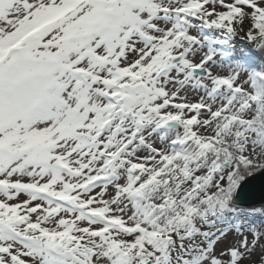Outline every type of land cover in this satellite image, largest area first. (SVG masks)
Masks as SVG:
<instances>
[{"label":"snow or ice","instance_id":"snow-or-ice-1","mask_svg":"<svg viewBox=\"0 0 264 264\" xmlns=\"http://www.w3.org/2000/svg\"><path fill=\"white\" fill-rule=\"evenodd\" d=\"M258 178L264 0H0V264H264Z\"/></svg>","mask_w":264,"mask_h":264},{"label":"water","instance_id":"water-1","mask_svg":"<svg viewBox=\"0 0 264 264\" xmlns=\"http://www.w3.org/2000/svg\"><path fill=\"white\" fill-rule=\"evenodd\" d=\"M243 199L255 205L264 202V178H258L247 185Z\"/></svg>","mask_w":264,"mask_h":264},{"label":"rangeland","instance_id":"rangeland-1","mask_svg":"<svg viewBox=\"0 0 264 264\" xmlns=\"http://www.w3.org/2000/svg\"><path fill=\"white\" fill-rule=\"evenodd\" d=\"M234 43H235V47L237 48V49H240L241 47H242V45H243V41H241L240 39H236L235 41H234ZM260 204H258V205H256V206H259Z\"/></svg>","mask_w":264,"mask_h":264}]
</instances>
